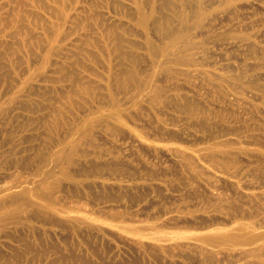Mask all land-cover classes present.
<instances>
[{
    "label": "rangeland",
    "instance_id": "374dc122",
    "mask_svg": "<svg viewBox=\"0 0 264 264\" xmlns=\"http://www.w3.org/2000/svg\"><path fill=\"white\" fill-rule=\"evenodd\" d=\"M0 264H264V0H0Z\"/></svg>",
    "mask_w": 264,
    "mask_h": 264
}]
</instances>
